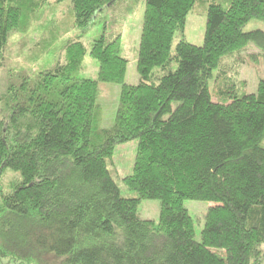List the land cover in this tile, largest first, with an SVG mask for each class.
I'll return each mask as SVG.
<instances>
[{"label":"trees","instance_id":"trees-1","mask_svg":"<svg viewBox=\"0 0 264 264\" xmlns=\"http://www.w3.org/2000/svg\"><path fill=\"white\" fill-rule=\"evenodd\" d=\"M70 1L69 17L44 40L47 62L33 74L9 71L0 95V187L6 173L18 175L0 190V261L264 264V79L255 94L238 85L247 49L264 59V32L244 31L264 22V0H211L204 46L183 38L175 51L198 0H146L136 86L126 83L114 16L126 0ZM41 6L0 0V69L9 40ZM98 26L91 80L81 75L83 38ZM72 31L75 40L60 41L65 60L51 63ZM100 84L121 86L110 129L102 127ZM132 142L135 163L123 184L137 198H125L110 162ZM143 201L160 203L158 224L139 217ZM187 201L215 204L200 242Z\"/></svg>","mask_w":264,"mask_h":264},{"label":"rangeland","instance_id":"rangeland-1","mask_svg":"<svg viewBox=\"0 0 264 264\" xmlns=\"http://www.w3.org/2000/svg\"><path fill=\"white\" fill-rule=\"evenodd\" d=\"M43 1L45 6H41L40 15L34 23L25 29V32H17L9 40L7 52L5 55V67L0 69V95L4 92L9 78V71H24L31 74L38 71L40 62H47L44 55H42V48L45 39H50L53 34V29L56 23H60L69 17V11L72 9L70 0L63 3L58 0H37ZM126 3L118 9L117 14L121 19L118 24V29L122 33V56L129 62L128 72L126 77V83L136 86L139 84L140 79L137 73V60L139 55L140 38L144 23V14L146 7V0H126ZM211 0H198L192 12L188 15L186 20V27L184 34L177 33L174 40L173 51L177 44L184 38L188 43L203 47L205 39V31L207 24L208 7ZM99 29H94L88 33L83 41L87 46L88 53L83 61L82 66V78L97 80L99 72V64L91 56L89 52L91 49V42L100 36L102 32V26H98ZM59 28V27H58ZM114 30L117 27L113 28ZM246 33L254 31L264 32V22L252 21L244 29ZM79 32L72 31L70 35H66L64 38H59L57 41L59 45H56L49 54L51 56L50 62L56 61L57 57L61 61L65 60V57H61L60 41L75 40V36ZM47 45H50L47 43ZM54 45V44H53ZM53 52V55L51 54ZM259 51L253 46L247 49L244 57H246V63L240 70L238 77V85L245 94H255L259 85V81L264 79V59L259 58ZM57 55V56H56ZM254 56V58H251ZM214 87L213 82L211 88ZM121 93V86L113 84H100L98 103L102 110V127L104 129H110L115 124V117L117 108L119 105ZM3 118L1 115L0 106V122ZM264 146V142H263ZM137 152V143L132 142L121 145L116 148L113 159L110 162V169L115 173L117 184L122 191V196L125 198H137V195L129 192L123 184V179L132 175L133 167L135 163ZM18 179V175L13 173H6L2 180V187L0 190H6L9 184ZM215 204L207 202L187 201L185 207L190 213L195 223L196 240L201 241V233L205 227L206 218L209 210L214 207ZM161 206L158 201H143L139 206V217L142 220L152 221L158 224L160 219ZM264 253V247L262 248ZM22 261H14L13 259H7L0 261V264H31Z\"/></svg>","mask_w":264,"mask_h":264}]
</instances>
